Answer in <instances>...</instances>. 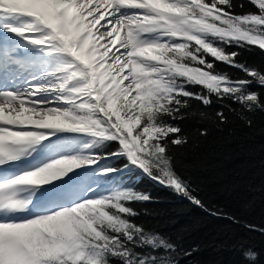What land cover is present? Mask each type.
<instances>
[{
  "label": "snow or ice",
  "instance_id": "1",
  "mask_svg": "<svg viewBox=\"0 0 264 264\" xmlns=\"http://www.w3.org/2000/svg\"><path fill=\"white\" fill-rule=\"evenodd\" d=\"M253 2L261 14L233 23L222 18L228 0H0V28L35 46L51 43L75 69L48 89L0 90V264H178L199 251L181 250L167 234L150 235L141 226L125 224L135 213L117 203L120 194L94 199L86 188L77 191L73 169L89 161L67 157L43 166L39 158L29 161L45 141L52 146L49 137L55 132L114 142L118 147L110 156L126 157L207 217L241 223L206 202L200 186L178 168V157L235 125L251 129L253 117L264 115V70L240 63L237 52L222 54L201 36L231 37L238 47L264 51V27L250 35L238 26L264 25V0ZM122 9L134 11L121 16ZM36 30L46 32L45 39L35 38ZM157 32L180 42L175 47L142 43L145 35ZM193 51L199 58L189 57ZM205 54L214 60L208 62ZM148 62H157L151 71ZM217 62L239 69L243 77L226 79L216 73ZM168 77L186 78L202 88L170 96L163 82ZM76 78L83 83L71 98L36 99L42 91L62 93ZM177 97L186 99L181 103ZM188 99L202 108L191 109ZM213 103L218 108L209 110ZM37 185L48 187L37 189L32 200L17 198L18 189ZM21 213L32 218L9 219ZM243 226L264 234V227ZM243 256L257 258L250 250Z\"/></svg>",
  "mask_w": 264,
  "mask_h": 264
},
{
  "label": "trees",
  "instance_id": "2",
  "mask_svg": "<svg viewBox=\"0 0 264 264\" xmlns=\"http://www.w3.org/2000/svg\"><path fill=\"white\" fill-rule=\"evenodd\" d=\"M260 14L259 6L253 0H228L227 11L222 18L227 16L235 23L246 15ZM238 26L244 31L245 25ZM201 36L209 42V46L216 47L222 54L237 52L240 63L264 70V51L259 48L238 47L231 37ZM225 39L230 42L223 43ZM158 40L173 47L180 42L178 38L165 34L159 35ZM191 55L199 58L196 51L190 52L189 57ZM205 55L208 62L214 60L210 54ZM154 64L156 66L157 62ZM215 71L229 80L243 77V72L224 62H217ZM185 81L186 78L168 77L163 82L171 89L170 96L178 91L200 92L201 85H190ZM182 83L183 88L180 87ZM71 94L66 93L65 98H71ZM177 99L183 103L186 98ZM187 102L191 109L202 108L195 100L188 99ZM65 105L67 110H73L72 105ZM217 108L218 105L213 103L209 110ZM186 110L181 109V112ZM253 119V128L235 125L227 132L213 134L205 144L192 146L178 157V168L200 186L206 202L226 215L235 216L240 224L207 217L168 187L152 183L155 180L138 166L132 165L126 157L110 156L109 153L115 152L118 147L114 142L80 135L60 139V146L57 147L58 151L75 149V158L89 161L83 167L73 169L76 174L73 184L77 191L95 181L100 194L105 197L120 194L121 199L117 203L135 213L124 219L125 224L141 226L150 235L167 234L181 250L199 249L191 257H181L178 264H264V234L248 231L243 226L248 223L264 227V115L257 113ZM91 157H101L95 160L102 164L101 168L89 159ZM51 183L55 181H49ZM137 194L149 199H126ZM121 218H124V214H121ZM248 250L257 254L254 261L243 256V252ZM135 251L139 252L140 249Z\"/></svg>",
  "mask_w": 264,
  "mask_h": 264
},
{
  "label": "rangeland",
  "instance_id": "3",
  "mask_svg": "<svg viewBox=\"0 0 264 264\" xmlns=\"http://www.w3.org/2000/svg\"><path fill=\"white\" fill-rule=\"evenodd\" d=\"M17 26H23L22 21H15ZM260 26H256V25H252L251 23L247 24L244 26V30H247L248 33L250 35L254 34L253 33V29H259ZM3 29L0 28V33H3L2 31ZM5 32V30H4ZM36 33H41L40 37H38V39H45L46 37V32L43 33V31H36ZM159 35H163L159 32L157 33H151V34H147L142 38V43L144 44H156V43H160L158 40V36ZM8 43L7 41H4V44ZM43 47H40V49L36 50L38 52H40V59H37L40 62H37L33 65V70L34 71H41L44 70L45 71V79L48 80V82L51 84V87L55 86L56 84H58L59 82L62 81V79L64 78L65 75L70 74L71 71H74V66L71 64V59L68 58L63 52L57 51L56 48L54 46H52L51 44L49 45V47H46V45H42ZM45 46V47H44ZM258 48V46H253ZM155 62H148V70L151 71L152 68L155 66L154 64ZM10 65L9 62L6 63L5 67H8ZM67 71H64V70ZM83 83V81L80 78H76L74 80H72L67 86L66 89L62 92V93H57V92H49L48 91V95H41L43 96L42 98L40 97L39 100L41 101H53L56 102L58 97L63 99L65 98L66 93L71 92L72 90L79 87L81 84ZM55 106L61 108V109H66L67 110V106L65 104L62 103H56ZM56 134L51 135L50 136V141H52V146H49L48 141L44 142V147L41 148V150L39 151V153H37L38 155H34V151L32 152V154L28 157V159H33L34 157L39 158L42 160V164L40 166L49 164L54 162L55 160L61 159V158H67V157H75V149L72 150H66V151H58V142H60V139L63 138H67L69 136H76L77 133H67V132H55ZM56 135V136H55ZM58 146V147H57ZM94 164H99L98 166H100L101 168V163L100 162H93ZM18 174V173H17ZM67 175V174H66ZM40 188H46V187H41V186H33V187H26L24 188L26 191L25 195H20L17 196L18 199L22 200V201H29L33 199V193L37 191V189ZM85 189V188H84ZM87 189V194L94 198V199H100L102 197H105L104 195L99 193V187H96V183L95 181H92L91 183L88 184V186L86 187ZM94 194V195H93ZM17 195V194H16ZM28 217V218H32L30 216L29 213H21V214H17V218H13L10 217V219L13 220H23L24 217Z\"/></svg>",
  "mask_w": 264,
  "mask_h": 264
},
{
  "label": "bare ground",
  "instance_id": "4",
  "mask_svg": "<svg viewBox=\"0 0 264 264\" xmlns=\"http://www.w3.org/2000/svg\"><path fill=\"white\" fill-rule=\"evenodd\" d=\"M133 11L130 9H122L120 15L127 16ZM2 31L3 33H0V90L24 92L25 89L30 87L48 89L51 84L44 77L45 71H34L32 68L35 63L40 62L37 60L40 59V52L36 50L43 46L29 44L25 38L18 37L7 31L4 32V30ZM40 34L36 33L35 38L38 39ZM4 41L8 43L4 44ZM50 44L45 43L44 45L49 47ZM65 55L67 56V54ZM8 62L10 65L5 67ZM41 95L49 96L48 91H42L37 95L36 99L39 100L40 97L42 98L43 96ZM28 160L31 161L32 159ZM16 194L17 196L25 195L26 191L24 188H20ZM13 218H17V215Z\"/></svg>",
  "mask_w": 264,
  "mask_h": 264
},
{
  "label": "water",
  "instance_id": "5",
  "mask_svg": "<svg viewBox=\"0 0 264 264\" xmlns=\"http://www.w3.org/2000/svg\"><path fill=\"white\" fill-rule=\"evenodd\" d=\"M152 183H154V184L157 185V186L162 187V185H161L160 183L156 182V181H152Z\"/></svg>",
  "mask_w": 264,
  "mask_h": 264
}]
</instances>
